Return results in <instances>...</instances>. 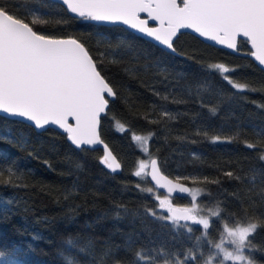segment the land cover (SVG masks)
<instances>
[{
  "label": "trees",
  "instance_id": "1",
  "mask_svg": "<svg viewBox=\"0 0 264 264\" xmlns=\"http://www.w3.org/2000/svg\"><path fill=\"white\" fill-rule=\"evenodd\" d=\"M0 4L27 20L36 10L45 21L36 30L73 36L94 59H103L98 69L116 95L100 117L99 133L121 166L113 173L101 163L102 148H77L55 128L38 131L0 115V251L8 259L15 264H139L135 254L141 249H192L202 259V253L213 250L209 242L219 240L226 221H243L247 215L264 223V136L259 134L264 129V68L250 57L246 39L239 38L232 52L181 32L173 53L122 25L77 18L55 0ZM213 64L234 71L222 74L209 67ZM223 75L249 87L238 91ZM136 134L149 138L147 152ZM214 137L220 140L213 142ZM151 157L164 173L187 177L181 180L210 193L198 196L202 207L219 204L224 209L222 218L211 219L206 238L199 224L174 225L147 215L152 209L166 216L154 194L137 188L139 183L154 189L148 178L133 174L139 161ZM10 166L16 169L11 182ZM190 200L172 197V203L182 206ZM253 243L264 249V227ZM254 257L264 264V251Z\"/></svg>",
  "mask_w": 264,
  "mask_h": 264
},
{
  "label": "snow or ice",
  "instance_id": "2",
  "mask_svg": "<svg viewBox=\"0 0 264 264\" xmlns=\"http://www.w3.org/2000/svg\"><path fill=\"white\" fill-rule=\"evenodd\" d=\"M62 5L66 6L67 12L85 21L122 23L173 53L176 52L174 39L178 38L182 29H191L199 36L233 50L238 48V37H243L251 45L249 54L264 66V0H62ZM35 11L29 13L32 18L27 20L0 4V112L23 118L36 129L57 126L67 133V138L77 148L103 144L98 134L100 117L109 105L106 96L116 95L98 70V63H103V59H94L85 43L77 38H56L36 30V25L45 21L35 15ZM141 13H147L151 21L158 22V26L149 27V19H142ZM99 55L103 58L105 53ZM209 67L222 74L234 71L224 64ZM223 79L238 91L249 87L235 83L228 75H223ZM162 115L170 114L163 112ZM70 118L74 123L69 122ZM259 134L264 136V129ZM134 139L141 144L143 151H148L146 145L149 138L134 136ZM219 140L220 137L213 138V142ZM247 146L255 147L253 144ZM104 148L106 155L101 163L116 172L121 166L107 151L106 145ZM149 168L150 171H147ZM7 171L11 182L16 169L10 166ZM133 174L137 178L150 176L157 188L167 190L168 195H156L155 199L159 202V208L166 209L169 215L160 216L152 209L146 210L147 215L156 219L168 220L174 225H179L180 221L202 225L206 238L211 219L222 218L225 214L219 204L207 209L198 204V196L210 193L179 182L189 179L187 177H177L173 182L161 173L156 159L139 161L138 169ZM3 175V169H0V177ZM226 175L233 174L228 172ZM192 179L196 182L195 178ZM137 188L154 194L152 187L144 189L138 183ZM172 194H187L192 206H175L170 198ZM260 195L264 198V192ZM205 211L207 215L202 214ZM230 215L234 217V214ZM182 226L187 227L186 224ZM260 227H264V223L258 217L247 215L243 221L237 217L226 221L219 241L209 242L213 250L202 253V259L192 249L185 253L141 249L135 256L139 264H160V261L163 264H186L188 260L196 264H224L225 261L257 264L254 253L264 251L253 243ZM187 230L193 232L191 227H187ZM196 239L199 241L200 237ZM110 254L111 250L106 253ZM0 260L4 264H15L2 251Z\"/></svg>",
  "mask_w": 264,
  "mask_h": 264
},
{
  "label": "water",
  "instance_id": "3",
  "mask_svg": "<svg viewBox=\"0 0 264 264\" xmlns=\"http://www.w3.org/2000/svg\"><path fill=\"white\" fill-rule=\"evenodd\" d=\"M55 1H58V2H60V3L62 4V0H55ZM65 7H66V6H65ZM71 14H72V13H71ZM72 15H75V14H72ZM140 15H141V18H142V19H149L148 16H147V13H141ZM98 23L105 24V25H112V23H107V22H98ZM116 24H118V25H122V26H124L125 28H127L128 30L132 31L133 33H135V34H137V35H139V36L145 38L146 40H149V41H151V42H153V43L159 45L160 47L166 49L164 46L160 45L158 42L154 41L152 38H149V37L145 36L144 34L139 33L138 31H136V30H134V29H131L130 27H128V26H126V25H123L122 23H116ZM156 26H158V22L151 21V20L149 19V27H156ZM181 32H190V33H192V34L198 36L200 39H202L203 41H205V42H207V43H209V44H212V45H215V46H219V47L226 48V49H228V50H230V51H232V52H236V51H237V49H236V50H233V49L228 48L226 45H221V44H218V43L215 42V41L209 40V39H207V38H205V37H201V36H199L198 33H195V32H194L193 30H191V29H182V30H180V33H181ZM178 35H179V34H178ZM69 37L75 38V37H73V36H63V37H56V38H69ZM239 38L245 39V38H243V37H238V39H239ZM174 40H175V39H174ZM248 44H249V46H250V48H251V45H250L249 42H248ZM166 50H168V49H166ZM251 50H252V49H251ZM168 51L172 52L171 50H168ZM249 55H250V54H249ZM250 57L255 61V59H254L251 55H250ZM255 62L259 65V63H258L257 61H255ZM260 66H261V65H260ZM261 67L264 68V66H261ZM98 70H99V69H98ZM101 74H102V73H101ZM102 76H103V74H102ZM110 86H111V85H110ZM106 98H107V99H110V98H113V97H107V96H106ZM102 114H103V113H102ZM102 114H101V115H102ZM0 115L5 116V117H8V118L16 119V120H21V121H24V122H26V123L32 125L31 122L26 121V120H24L23 118H20V117L10 116V115H8V114H6V113H3V112H0ZM69 122H70V123H74V121H72L71 118H70ZM99 125H100V124H99ZM32 126H33V125H32ZM33 127H34V126H33ZM47 127H52V128H55L56 130L62 132V133H65L62 129H59L57 126L49 125V126H46L45 128H47ZM34 128H35V127H34ZM45 128H44V129H45ZM35 129H36V128H35ZM36 130L41 131V130H43V129H36ZM66 134H67V133H66ZM98 134H99V137H100V139H101V136H100V133H99V126H98ZM101 140H102V139H101ZM69 141H70V140H69ZM102 141H103V140H102ZM70 142H71V141H70ZM71 143H72V142H71ZM73 145H74V144H73ZM104 145L107 146V151L110 152V153H111V156L115 157L116 161L119 163L118 159L116 158V156L114 155V153L111 151L110 147H109V146L107 145V143L104 142V141H103V144H100V145H93V146L82 145V146H86V147H89V148H97V147L102 148V150H103V158H104V156L106 155V151H105ZM74 146H75V145H74ZM151 159H156V160H157L156 157H151V158L149 159V161H150ZM157 166H158V168L160 169V167H159V163H158V160H157ZM109 170H110V169H109ZM110 171H111V170H110ZM118 171H119V170H117L116 172H118ZM147 171H150V168H149ZM160 171H161V173H162L163 175L167 176V177H168L169 179H171L173 182L176 181V178H174V177H172V176H170V175L164 173L161 169H160ZM111 172H112V171H111ZM116 172H113V173H116ZM146 177L148 178L149 182L151 183V185H152L156 190H158V191H160V192H162V193L168 195L166 189H159V188H157V187L155 186V183H154L153 181H151L150 176H146ZM179 182L182 183V184H184L186 187H190V188H192L191 185H189L187 182H184V181H182V180H180ZM175 196H177V195H176V194H172L171 197H175ZM185 196H187V194H181L179 197H185ZM173 204H174V203H173ZM174 205H175V206H178V207H187V206H182V205H177V204H174ZM160 209H161V208H160ZM161 210H163L164 212L168 213L166 209H161ZM168 214H169V213H168ZM182 222H185V221H182ZM185 223H192V222H191V221H188V222H185Z\"/></svg>",
  "mask_w": 264,
  "mask_h": 264
},
{
  "label": "rangeland",
  "instance_id": "4",
  "mask_svg": "<svg viewBox=\"0 0 264 264\" xmlns=\"http://www.w3.org/2000/svg\"><path fill=\"white\" fill-rule=\"evenodd\" d=\"M134 136H143V137H146V136H144V135H138V134H136V135H134ZM139 145L141 146V144L139 143ZM141 148H142V146H141ZM145 161H149V158L148 159H144ZM193 189H196V188H193ZM158 192H160V191H158V190H156L155 188H154V196H156V195H159V196H161V197H163L164 195H166V194H164V193H158ZM171 199H172V197H170ZM158 201V200H157ZM158 205H159V202H158ZM185 206H187V207H191L192 206V204H189V205H185ZM158 208H159V206H158ZM162 212H164L163 210H161ZM164 214L167 216L168 214L166 213V212H164ZM202 214H204V215H207V212L205 211L204 213H202ZM202 226V225H201ZM203 227V226H202ZM219 241V240H218ZM217 241V242H218ZM226 247H228V248H231L232 246L231 245H225ZM224 264H232V262H230V261H225L224 262Z\"/></svg>",
  "mask_w": 264,
  "mask_h": 264
},
{
  "label": "bare ground",
  "instance_id": "5",
  "mask_svg": "<svg viewBox=\"0 0 264 264\" xmlns=\"http://www.w3.org/2000/svg\"><path fill=\"white\" fill-rule=\"evenodd\" d=\"M168 214V213H167ZM169 215V214H168ZM180 222H182V221H180ZM185 223V222H184Z\"/></svg>",
  "mask_w": 264,
  "mask_h": 264
}]
</instances>
